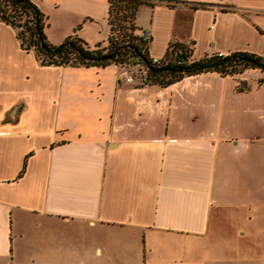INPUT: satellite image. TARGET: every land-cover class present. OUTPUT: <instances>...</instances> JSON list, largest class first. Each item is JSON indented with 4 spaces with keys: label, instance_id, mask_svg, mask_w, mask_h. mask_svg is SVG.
Masks as SVG:
<instances>
[{
    "label": "crops",
    "instance_id": "0c3cea01",
    "mask_svg": "<svg viewBox=\"0 0 264 264\" xmlns=\"http://www.w3.org/2000/svg\"><path fill=\"white\" fill-rule=\"evenodd\" d=\"M32 1L55 44H106L107 0ZM164 1L136 14L151 56L264 55V0ZM118 75L41 66L0 23V264H264V72Z\"/></svg>",
    "mask_w": 264,
    "mask_h": 264
},
{
    "label": "trees",
    "instance_id": "16d2710c",
    "mask_svg": "<svg viewBox=\"0 0 264 264\" xmlns=\"http://www.w3.org/2000/svg\"><path fill=\"white\" fill-rule=\"evenodd\" d=\"M107 24L109 35L105 45L90 48L76 32L67 36L60 44H52L44 33L47 18L32 0H0V23L14 30L20 48L33 53L44 67L106 68L124 64L140 58L149 71V83L142 87L166 88L187 76L202 73H217L221 77H235L247 69L264 72V55L233 53L229 56H205L192 61L191 49L181 43H171L164 57L165 64L154 66L145 52V42L138 36L135 26L138 10L142 6L153 7L164 0H107ZM202 7V6H201ZM240 83L239 90H247ZM27 159V158H26ZM25 159V160H26ZM26 161L19 177L25 171Z\"/></svg>",
    "mask_w": 264,
    "mask_h": 264
},
{
    "label": "built area",
    "instance_id": "2783aa9c",
    "mask_svg": "<svg viewBox=\"0 0 264 264\" xmlns=\"http://www.w3.org/2000/svg\"><path fill=\"white\" fill-rule=\"evenodd\" d=\"M138 36L145 42V52L149 61L154 66L165 64L164 58L151 56L152 36L149 30L140 29ZM218 57H224L223 54H216ZM119 70L118 82L132 85L134 87L146 86L149 83V71L140 58L136 57L124 64L116 65Z\"/></svg>",
    "mask_w": 264,
    "mask_h": 264
},
{
    "label": "rangeland",
    "instance_id": "374dc122",
    "mask_svg": "<svg viewBox=\"0 0 264 264\" xmlns=\"http://www.w3.org/2000/svg\"><path fill=\"white\" fill-rule=\"evenodd\" d=\"M45 16L47 18V22H46L47 27L45 28L44 33L47 37V40L50 43L55 44V42H58L61 39L65 31H68V29H70V26L60 25V21H58V19L54 15L49 16L48 14H45ZM89 30H92V29H89ZM80 33L82 34L83 32H80ZM88 33H89L88 35H93V32L91 31H89Z\"/></svg>",
    "mask_w": 264,
    "mask_h": 264
}]
</instances>
